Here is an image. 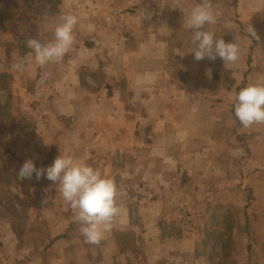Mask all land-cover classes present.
I'll list each match as a JSON object with an SVG mask.
<instances>
[{
    "label": "rangeland",
    "instance_id": "rangeland-1",
    "mask_svg": "<svg viewBox=\"0 0 264 264\" xmlns=\"http://www.w3.org/2000/svg\"><path fill=\"white\" fill-rule=\"evenodd\" d=\"M156 3L161 6L162 1ZM197 3L198 0H173L178 9ZM69 11L77 15L78 23L75 42L61 59L62 65H37L26 40L32 37L48 42L60 16ZM182 11L178 10L177 17L184 15ZM223 29L224 37L233 40L232 30ZM122 35H135L133 25L122 21V0H0V101H5L4 106L0 102V123L13 126L12 109L21 96L36 107L52 102L51 91L47 94L43 90L39 71H78L79 87L89 88L80 95L86 101L91 93L95 105H105V115L110 117L105 132L111 137L99 139L90 156L80 153L72 158L77 164L99 169L104 177L109 169L111 174L120 175L117 181L116 173L113 180L120 207L111 228L116 230L104 235H111L119 245L122 229L128 230L129 247L126 252L115 250L114 255L111 249L106 261L122 264L126 254L123 259L129 264H249L252 240L256 251L264 246V124L243 127L234 116L233 95L250 83L263 85L262 75L254 76L250 69L258 59V45L252 46L255 61L248 57L246 48L247 56L242 55L243 45L236 41L239 59L235 63L204 59L207 71H199L204 90L189 93L180 87L179 93L165 94L169 106L195 101L198 115L192 121L189 114L176 112L174 123L167 126L168 148L166 140H158L152 154L150 141L136 137L141 131L134 124L139 105L134 91L137 61L133 43L122 44ZM190 37L185 33L183 41L168 53L172 70L182 62L172 56L183 50L186 56L187 50L193 48ZM20 61L28 71L27 92L24 87L10 88L24 76L23 71L13 70ZM63 74L54 75L50 84L57 95L64 94L58 90ZM173 74H168L169 83H188L186 71ZM47 95L49 100L45 99ZM95 115L98 120L97 110ZM198 117H202L200 123ZM100 121L99 118L90 129L96 136L102 127ZM216 123L220 127H215ZM100 134L106 135L102 131ZM10 157V151L0 146V264H38V259L49 264L47 260L57 254L55 249L45 247L52 242V235L61 233L65 226L63 220L51 217L57 214L70 221L75 215H71L72 210L62 198H55L53 182L46 178L18 179L11 171ZM42 185H48L51 191L46 189V195H41ZM45 197L49 203L42 208ZM74 228L79 232L80 225L74 224ZM83 239L77 236L73 241ZM158 245L164 250L158 251ZM56 249L59 260L65 257L63 247ZM254 259L261 261L260 252Z\"/></svg>",
    "mask_w": 264,
    "mask_h": 264
},
{
    "label": "crops",
    "instance_id": "crops-1",
    "mask_svg": "<svg viewBox=\"0 0 264 264\" xmlns=\"http://www.w3.org/2000/svg\"><path fill=\"white\" fill-rule=\"evenodd\" d=\"M160 1H162V4H160L161 6H156V0H122V21L132 24L135 30L133 38H126V36L122 35V44L133 43L134 55L137 61L135 67L134 91L135 99L139 101V105L136 106L137 111L134 124L136 127L140 126L141 131L136 137L141 141H143L142 139L150 141L149 150L152 154L156 151L155 143L158 140H166V146L168 148L170 133L167 131V126L174 123V119H176L174 115L176 112L181 110L182 114H189V117L192 116L194 118L192 121H195L198 115L199 105L195 101L183 102L181 106L176 107L172 105L169 106L165 94L175 91L179 93L181 90L180 87L183 88V92L188 91L189 93H197L198 91L204 90L205 85L201 80L202 73H199V71H207L206 64L203 62L204 60L198 62L194 60L192 48L187 50L188 53L186 56L184 55V52H186L185 50L182 51V54H180V51H177L176 54L172 56V59L182 60L181 66L178 64L176 66L177 68L172 70L168 64V60L171 59L168 53L173 50L175 44L183 41L181 39L185 33L191 36V30L186 26V21L184 23V15L177 17L176 14L178 10H183L182 12H185L186 10H191L193 7L186 5L184 6L186 7L184 11V7L181 9L174 7L173 0H157V2ZM212 4L214 12L216 13V23L206 25L203 30L211 31L216 39L222 38L226 43L236 41L240 45H243L241 46L243 56H247L244 41H246L247 44L253 41L258 45V59H256V63H253L251 71L254 72V76L256 74L262 75V82L264 85V0H230L229 4L228 2L225 4L224 0H214ZM131 8H133V10H131ZM248 25L256 30L261 38L259 41L253 40L250 36L244 38L241 34V29L247 33ZM181 27L183 30H180ZM224 27L232 30V34H234L233 40L231 39L228 41V39L224 37ZM182 33V37L179 38ZM62 61L63 60H60L55 67L59 68V66L62 65ZM49 66L48 64L43 67L48 68ZM237 66V71H239L238 63ZM154 71L156 72L155 75L152 73ZM177 71H186V76H188L187 84L180 85L175 83L174 80H172L171 83L168 82L169 72L173 74V72L175 73ZM220 71H222V69H220ZM26 72L28 71H23L24 76L20 83H12V87H10L12 90L15 86H19L20 88L24 87L27 92ZM39 72V80L44 85L43 90L47 94L51 91L53 97L52 102L54 101L55 105L51 102L47 105L39 104L36 107L33 102L28 103L21 96L12 109L13 126L5 130L0 129V146L10 151L12 155L10 160L13 158L11 161V171L14 172L16 176L19 168L27 159H33L37 168H47L52 165L54 159L60 154L72 156L81 153L82 155L90 156L93 150H96V148H93V145H95L99 139L107 140V138L111 137V135L107 133V130L105 132V124L110 122V117L105 115V105H95L93 101L94 97L91 93L90 100L88 99L85 101L82 98L80 93L89 92V88L87 86L85 89L79 87L80 85L78 84L77 77L78 71ZM44 72L50 75L47 80L42 81L41 74ZM60 73L64 74L59 77L62 84L58 90L62 91L64 94L57 95L54 90L51 89L50 84L52 83L53 76ZM72 75L74 76L72 77ZM250 85L251 83L248 86ZM77 92L79 93L77 94ZM45 99L49 100V95H47ZM0 102L2 106H4L5 101ZM95 110L99 112L98 120L100 118V122L102 123L101 129L95 132L97 136L94 135V131L90 130L93 129L96 122H98ZM202 113H205L204 109ZM201 120L202 117H198L197 123H200ZM48 121H51L52 124H48ZM30 125L32 126L30 127ZM147 125H150V127ZM215 127L220 126L216 123ZM101 131L106 133V135H101ZM46 157H53V159ZM110 172L111 170L109 169L106 177L115 180V175L118 173L111 174ZM119 172H121V170ZM42 178L44 177L40 179ZM119 178L120 175L117 177V181ZM31 179H36L34 174ZM47 186L48 185H42V188H40L41 195H46V189L51 191V188L49 189V186ZM52 186L54 189L52 193L55 194V198L61 199L58 187L53 184ZM20 198L23 199L24 195H21ZM44 199L42 208L49 203L46 197ZM71 215H74L73 211H71ZM66 218L67 217H58L57 214H53L51 217L52 220H63L65 226L62 227L61 233L52 235V242L45 247L49 251L55 249L57 254L56 257L48 259L47 263L114 264V262L110 263L106 261L109 259V251L114 248L112 251L113 255L116 253L115 250H121L122 252L127 251V247H129L127 244L129 240L126 238L128 230L122 229V242L119 243V245L116 240L113 242L111 239V231L116 229L108 231L111 234L110 237L104 235L102 241L98 245H92L86 243L84 239L80 240V242L73 241L74 237L81 236L80 232H77L74 228V224L79 225V223L75 220V217H73L74 219L70 218V221ZM115 218H118V216ZM73 232H75V235L71 237ZM78 233L79 235H77ZM150 236H152V233H150ZM252 242L253 246L250 253L252 260L249 264H264V246L261 251H256L255 249L257 246L254 245L253 240ZM58 246L63 247L65 250V257L62 256L60 260L56 249ZM157 249L158 251L164 250L161 245H158ZM67 250L68 253L66 252ZM135 250H137V248ZM257 252H260L262 258L261 261L259 260L258 262L254 259ZM124 255L126 256V254ZM98 256H100V259H98ZM125 256H122V264H124L125 261L129 264V260L127 261L126 258L123 259ZM89 257L93 259L91 262L89 261ZM38 261V264L44 262L42 259H38Z\"/></svg>",
    "mask_w": 264,
    "mask_h": 264
},
{
    "label": "clouds",
    "instance_id": "clouds-1",
    "mask_svg": "<svg viewBox=\"0 0 264 264\" xmlns=\"http://www.w3.org/2000/svg\"><path fill=\"white\" fill-rule=\"evenodd\" d=\"M191 30L190 43L195 61L217 58L224 63H235L239 59V47L236 43H226L216 39L211 31L203 30L206 25L216 23L212 0H198V3L184 12V23ZM78 17L74 12L60 16L55 24L53 38L41 42L37 38H28L26 46L32 50L34 61L39 66L59 62L75 42L74 29ZM247 35L253 40L261 38L256 30L248 25ZM22 61L13 65V70L22 72ZM49 73L41 74V80H47ZM235 119L245 128L254 124H264V85H250L233 95ZM41 177L58 187L62 200L70 207L79 223V232L88 244L98 245L104 234L113 227V220L120 213L116 203L117 189L112 179L104 177L101 171L91 166L77 164L72 156L64 154L54 159L51 166L37 168L33 159H27L19 168L20 180Z\"/></svg>",
    "mask_w": 264,
    "mask_h": 264
},
{
    "label": "trees",
    "instance_id": "trees-1",
    "mask_svg": "<svg viewBox=\"0 0 264 264\" xmlns=\"http://www.w3.org/2000/svg\"><path fill=\"white\" fill-rule=\"evenodd\" d=\"M241 34L244 36V38H248L247 33L245 31H243V29H241ZM253 45H255V43L253 41H250L248 44H247L246 41H244V46L246 47V49H248V55H249L248 57H251L252 60L254 59V53H253L254 48L252 47ZM252 65H251V68L250 69H252V67H253ZM12 123H13V120H12ZM9 127L10 126L9 125H6V123L5 124L0 123V129L5 130V129H9Z\"/></svg>",
    "mask_w": 264,
    "mask_h": 264
}]
</instances>
